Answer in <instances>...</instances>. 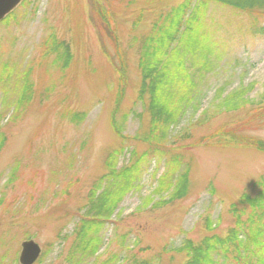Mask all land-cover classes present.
<instances>
[{
  "label": "rangeland",
  "instance_id": "obj_1",
  "mask_svg": "<svg viewBox=\"0 0 264 264\" xmlns=\"http://www.w3.org/2000/svg\"><path fill=\"white\" fill-rule=\"evenodd\" d=\"M183 1L22 0L0 21V264H19L26 241L41 248L34 264H184V240L224 238L237 226L231 204L257 196L264 178V154L231 136L264 142V37L253 31L264 17L203 0L214 54L185 56L193 100L176 125L153 124L147 96L138 98V48ZM52 41L68 47L67 68ZM130 151L142 159L136 188L99 219L91 252L82 227L98 219L94 197L114 189L98 181Z\"/></svg>",
  "mask_w": 264,
  "mask_h": 264
},
{
  "label": "trees",
  "instance_id": "obj_2",
  "mask_svg": "<svg viewBox=\"0 0 264 264\" xmlns=\"http://www.w3.org/2000/svg\"><path fill=\"white\" fill-rule=\"evenodd\" d=\"M212 2L228 7L239 13H255L264 17V0H212ZM207 6L203 0H184L172 8L163 18L158 21L151 32L143 37L138 48V69L141 76V85L138 98L142 100L147 96V109L153 124L164 123L166 125L179 122L185 114L187 105L192 102L194 85L184 68L185 56L195 57L196 53L202 52L204 59L209 54H214L215 42L204 29L203 17ZM98 17L102 27L108 31L106 13L97 2ZM12 16V13L5 19ZM107 16V15H106ZM137 21L134 22V25ZM256 35L264 37V25L254 28ZM170 59L166 57L168 50ZM49 50L57 54V61L62 67L67 68L70 63L69 49L64 43L52 41ZM120 69V67H119ZM121 90V89H120ZM31 85H25L22 89L23 97L18 101L28 103ZM239 97V95H237ZM25 97L27 99L25 100ZM228 103V102H226ZM238 108V105H235ZM259 114L261 110H259ZM233 140L241 141L264 154V142L244 136L231 134ZM4 141H0V149ZM133 152H129V163L114 169L107 164L108 173L98 182L104 181L114 188L111 193L103 191L95 196L91 203V210L98 219L91 222V226H83L82 232L92 233L90 240L91 252L101 243L98 230L101 221L112 216L118 205L131 189H135L137 175L141 170V158L133 159ZM261 190L254 198L242 195L232 203L229 211L237 218V226L230 229L224 238L207 237L202 242L195 244L191 240H184L176 250L177 253L186 256L184 264H264V178ZM161 181V180H160ZM159 181V187L162 183ZM186 180L179 183L178 196L182 198L187 191ZM180 191V194H179ZM93 193V192H92ZM249 210L247 218L240 220L246 210ZM244 226V228H240ZM137 246L136 241L133 242ZM232 248L233 254H230ZM146 250V249H145ZM143 250V251H145ZM142 251V252H143ZM231 257V260L229 259ZM117 261V258H116ZM110 259L102 264L113 263ZM117 264H153L151 259H135L129 263L121 260Z\"/></svg>",
  "mask_w": 264,
  "mask_h": 264
},
{
  "label": "water",
  "instance_id": "obj_3",
  "mask_svg": "<svg viewBox=\"0 0 264 264\" xmlns=\"http://www.w3.org/2000/svg\"><path fill=\"white\" fill-rule=\"evenodd\" d=\"M22 0H0V21L9 15ZM40 247L33 241L21 244V252L18 258L19 264H34L40 255Z\"/></svg>",
  "mask_w": 264,
  "mask_h": 264
}]
</instances>
